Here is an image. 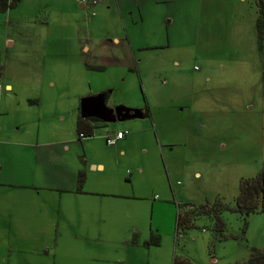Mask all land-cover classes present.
I'll list each match as a JSON object with an SVG mask.
<instances>
[{"label":"rangeland","instance_id":"obj_1","mask_svg":"<svg viewBox=\"0 0 264 264\" xmlns=\"http://www.w3.org/2000/svg\"><path fill=\"white\" fill-rule=\"evenodd\" d=\"M37 1L24 0L22 11ZM43 6L51 21L82 29L79 44L93 47L83 55L85 63L102 66L95 58L104 56L109 64L67 85L57 74L55 92L48 88L40 106H29L27 98L36 93L32 79L40 75L32 71L29 51L18 49L28 43L29 29L11 28V18L0 12V40L17 41L10 53L2 52L0 264H172L175 254L195 264H239L253 248L264 249V213L245 217L223 210V232L215 229L213 216L203 214L176 233L179 208L233 205L241 180L264 165V34L260 39L254 1L46 0ZM116 49L121 54L115 57ZM109 88V104L148 106L151 115L94 121L95 134L84 143L71 128L78 142L70 152H83L85 145L92 155L103 154L114 184L110 195L69 194L60 203L45 188L67 184L69 166L64 159L51 165L44 160L48 152L64 153L61 146H42L53 140L48 116L56 99L68 107L75 93L79 105L80 98ZM38 125L41 146L36 133L29 141L26 134ZM119 128L129 140L108 146L106 134ZM93 175L85 190L97 185ZM88 200L104 203L91 213ZM88 216L95 220L90 226L100 223L91 239L73 225ZM152 230L161 235L159 246L146 245Z\"/></svg>","mask_w":264,"mask_h":264},{"label":"crops","instance_id":"obj_2","mask_svg":"<svg viewBox=\"0 0 264 264\" xmlns=\"http://www.w3.org/2000/svg\"><path fill=\"white\" fill-rule=\"evenodd\" d=\"M46 0H38L36 3L33 4L32 8L29 9V11H22V4L24 0H21L19 5L13 9H10L6 12H3L4 16L8 20V22L12 21L11 28L17 29V27H23L29 29V41L28 43H20L18 44V49L21 51L28 50L31 59V63H33L32 71H38L40 75L36 76L39 77L38 80L34 77L33 84L36 85V93L27 98L29 106L38 104L39 106L43 102V99L45 97V92L48 88L51 89L50 93L52 91L55 92V87L57 85V81L55 80V77L57 78V74L61 78H63L65 81L62 82V84L67 85V80H79L82 79L87 73H91L93 69L89 68L88 65H95L93 62H87L85 63L83 55L86 53H90L92 50L91 45L87 44H79V36L83 32L82 29H79L78 27H67L64 22L60 21H51L50 12L43 11V4ZM60 1V0H58ZM67 3V2H66ZM66 3H64V7H66ZM81 6H84V3H80ZM47 8V7H46ZM65 9V8H64ZM64 14H67V12L64 10ZM39 13V16H38ZM74 13V12H73ZM31 31V33H30ZM70 31V33H69ZM92 32V31H90ZM92 37V36H91ZM58 39H63L65 41L59 42ZM113 41L115 44H119L121 39L117 36H113ZM17 47V41L9 36H7L4 39L0 40V52L1 55H3L2 52H5L6 54L11 52L14 48ZM10 50V51H8ZM61 50H64V53L61 57H58V54ZM117 49L112 52L113 56H118L121 53H117ZM104 55V54H103ZM82 56V57H81ZM3 57V56H2ZM98 64V61H100V64L104 66L105 68L108 67V61L104 56H97L95 58ZM3 63V58H2ZM89 63V64H88ZM120 66L122 68H126L124 62H121ZM104 68V69H105ZM4 74V71H3ZM8 91L13 90V86L11 83H7L6 87ZM66 87H59L60 91H67L65 89ZM107 89V88H104ZM112 88H109V90H103L108 91L109 96L107 98L106 104L109 107H116L114 104H109V97ZM0 91H3L2 87H0ZM72 92L75 91L74 89L71 90ZM102 92V91H101ZM100 94V93H99ZM53 96L58 95L52 94ZM68 95V94H63ZM98 95V94H93ZM74 101L72 100L69 103V106L66 107L63 105L62 102H60L58 99H56L57 103L55 104V111L53 114L48 116L50 117L51 122L50 126L52 128V137L53 140L50 142H41L43 145H55V146H61V150L67 154L65 156L64 153H58L55 151H51L45 154L44 160H46V163L54 164L53 162L55 160L61 161V160H67V165L69 166L68 171L66 173V178L68 180L67 184L65 183H59V185H56L54 188H45L46 191L52 190L53 193L57 194L58 199L60 203H63V198L65 196H68L69 194L71 197L78 196V198L81 195L84 194H92V193H103V195H110L106 191H110V184H114V180L106 174L109 172V159H107L103 154H93L90 153V150H86V146L84 145V151L83 152H70L72 145H75L76 142H78L77 139H75V135L71 132H68L71 130V128H77V117L78 114L81 112V100L79 105L76 101L77 94L73 93ZM122 106V105H121ZM64 107V108H63ZM142 109V108H141ZM145 117V116H144ZM41 118V116H40ZM39 119V118H38ZM42 119V118H41ZM49 120V119H48ZM68 120V124H66V121ZM37 121V120H36ZM94 124L98 126L95 122ZM28 127V126H27ZM46 127V126H45ZM29 129V128H28ZM26 130V134L28 135V141L31 140V135L33 133H36V144L41 146L39 144L40 137H41V126L38 125L36 130ZM118 131H124L123 129L119 128L115 133H107L104 140L108 146H115L119 147V145H122L123 143L127 142L129 140L128 135L126 134L123 138L118 139L115 144H108L107 137L112 135V137L115 136V134ZM86 139L87 138H83ZM83 139L81 141H83ZM98 139H102L101 137ZM92 140V139H91ZM89 140L88 142H91ZM96 140V139H94ZM6 141L7 143H10L11 140H2ZM80 142V141H79ZM85 140L82 142L84 143ZM72 144V145H70ZM122 154H119L120 156H123L125 152L122 150ZM118 155V156H119ZM77 159V160H75ZM58 167L62 166V164L58 163L56 164ZM0 171H3V165H0ZM80 171H85L86 173V179L92 177V174H95L97 181L95 186H91V188L85 190L82 186L81 191H77L78 189V175ZM94 182V181H93ZM69 184V185H68ZM20 186V185H19ZM18 185H14L12 187H19ZM93 191H99V192H93ZM13 192V191H12ZM106 193V194H105ZM97 203H104L102 201L97 200H88L86 202L87 207L91 208V213H93V208L96 207L95 204ZM91 220H94L90 216L84 217L81 220H78L77 222H74L73 225L77 227L78 235L88 237L87 239H91L94 230L97 229L100 225V223L96 222V225L90 226ZM95 221V220H94ZM137 227V226H136ZM137 236V233L135 234ZM133 244H137L136 242H132Z\"/></svg>","mask_w":264,"mask_h":264},{"label":"trees","instance_id":"obj_3","mask_svg":"<svg viewBox=\"0 0 264 264\" xmlns=\"http://www.w3.org/2000/svg\"><path fill=\"white\" fill-rule=\"evenodd\" d=\"M258 8V32L260 39H262L264 34V0H253ZM21 0H0V12H6L13 9L19 5ZM92 69L102 70L104 66L88 65ZM3 75V64L2 55L0 52V80ZM107 101L109 96L108 92H101ZM86 97V96H85ZM142 110L145 117L150 116V109L146 106V109ZM94 121H99L92 117H83L81 112L77 117V132L81 139L88 138L95 134L96 125ZM101 121V120H100ZM104 122V121H103ZM86 179L85 171H80L78 175V189L82 190L83 183ZM235 203L233 205H222V203H216L214 207H210L208 204L201 205L199 207L189 205L186 209H180L177 214L176 220V233L178 234L180 230H186L195 224V217L207 214L215 218V229L219 232H223L225 228V222L221 217V212L223 210H232L241 214L242 216H249L252 213H264V165L260 172L255 176L247 179H242L240 182V191L235 198ZM221 202V201H220ZM247 224V223H246ZM224 235V233H222ZM137 237L134 235L133 241L136 242ZM161 244V235L154 230H152L149 239L146 241V245L159 246ZM172 264H195L188 257L177 255L173 256ZM239 264H264V249L253 248L249 258Z\"/></svg>","mask_w":264,"mask_h":264},{"label":"water","instance_id":"obj_4","mask_svg":"<svg viewBox=\"0 0 264 264\" xmlns=\"http://www.w3.org/2000/svg\"><path fill=\"white\" fill-rule=\"evenodd\" d=\"M81 115L96 117L104 122L124 121L134 118H143L140 109H131L126 106L109 107L103 94L86 96L81 100Z\"/></svg>","mask_w":264,"mask_h":264},{"label":"built area","instance_id":"obj_5","mask_svg":"<svg viewBox=\"0 0 264 264\" xmlns=\"http://www.w3.org/2000/svg\"><path fill=\"white\" fill-rule=\"evenodd\" d=\"M197 68V67H196ZM126 135V132L124 131H118L114 137L112 135L107 137L108 144H115L118 139L123 138Z\"/></svg>","mask_w":264,"mask_h":264},{"label":"flooded vegetation","instance_id":"obj_6","mask_svg":"<svg viewBox=\"0 0 264 264\" xmlns=\"http://www.w3.org/2000/svg\"><path fill=\"white\" fill-rule=\"evenodd\" d=\"M92 118H96V117H92ZM96 119L100 120L99 118H96Z\"/></svg>","mask_w":264,"mask_h":264}]
</instances>
